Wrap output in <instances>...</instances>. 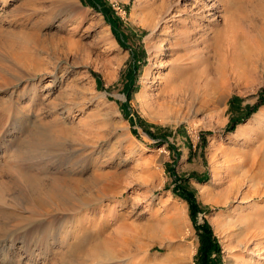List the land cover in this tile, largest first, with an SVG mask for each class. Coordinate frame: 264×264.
<instances>
[{
  "label": "rangeland",
  "instance_id": "374dc122",
  "mask_svg": "<svg viewBox=\"0 0 264 264\" xmlns=\"http://www.w3.org/2000/svg\"><path fill=\"white\" fill-rule=\"evenodd\" d=\"M62 1L71 2L0 0V104L3 103L0 105V247L12 234L10 231L18 229L17 234L24 235L25 230L44 226L45 220L54 218L57 213L67 214L71 210L69 203L75 202L78 207L71 216L72 223L67 225L71 228L67 245L56 255L50 253L43 261L42 251L35 247L36 239L32 238V254L21 249L12 255L1 248L3 260L0 264H98L99 259H95L97 256L91 251H96L97 247L102 249L99 244L105 237L123 234L116 229L121 220L112 221L114 214L130 224V229L126 227L136 245L131 248L136 256L145 254L142 264H196L198 230L195 225L202 222L208 224L218 244V253L211 254L216 264H234L238 249L236 229L228 221L225 184L220 178V163L224 158L221 152L224 150L229 156L236 180L241 183L242 179L243 192L249 190L252 183L261 181L264 103L250 109L259 97L264 101V0H221L222 14L230 18L232 26L228 30L237 31L235 42H227L222 35V48L210 58L206 69L210 86H203L202 80L195 89L196 83H193L191 89L196 92L191 93L190 89L189 94L168 108L147 105L153 98L152 80L159 64L148 60L147 46L156 45L158 41L152 38L147 43V26L152 11L159 7L161 0H100L102 8L116 20V34L124 37V44L114 37L98 8L85 0H77L75 9L79 12L73 20L57 26L61 20L57 10ZM194 1L188 0L187 11ZM183 3L179 2L177 9H182ZM201 10L200 15H205L206 10ZM181 17L185 16H180L179 20ZM177 28L181 29L180 26ZM176 55L180 54L175 49L167 50L158 59L165 65ZM55 62L57 81L51 80L48 74ZM201 68L196 70V75ZM9 71L25 73L30 87L24 83L13 89V80L6 73ZM167 71L164 68L163 73ZM47 83L50 86L45 89ZM32 87L38 92L31 104L23 96ZM203 88L205 91L210 89L205 92ZM11 91L12 99L16 100L11 106L15 107L19 119L7 115L3 109L5 105L7 107ZM21 93L19 99L17 95ZM101 93L110 101L107 105L111 107L112 102L116 103L121 115L113 120L109 129L98 127L92 119ZM68 99H81L82 106L65 117V114H59L58 108ZM260 111L263 113L259 115ZM27 114L30 115L28 120ZM246 123H249L247 134L236 135V130ZM20 130L24 133L20 134ZM80 131L86 142H94L100 148L95 167L89 165L91 173L74 175L78 176V184L58 180L52 169L69 151L70 143L74 141L70 140L82 137ZM76 134L78 136H73ZM34 136L42 138L44 143L35 144L28 152L30 155L26 153L29 158L21 164L13 160L16 145L26 146L27 140ZM10 142L14 144L12 147ZM118 143L126 148L118 149ZM8 147L11 150L5 152ZM42 158L48 168L46 172L40 170ZM28 168L34 173L27 174ZM95 173L106 177L107 183L121 192V197L116 200L99 197L96 187L90 183ZM175 182L193 193L198 208L193 219L189 216L187 203L173 192ZM23 188L25 196L21 193ZM202 188L208 190L205 200L200 195ZM63 195L67 200L59 198ZM135 198H139L137 203H134ZM171 204L182 206V214L168 210ZM143 206H146L145 211H142ZM110 208L115 210L110 213ZM212 218L218 223L226 221L227 225L220 221L217 225L225 228L218 229V226L216 232ZM175 221L180 225L177 235Z\"/></svg>",
  "mask_w": 264,
  "mask_h": 264
},
{
  "label": "bare ground",
  "instance_id": "6f19581e",
  "mask_svg": "<svg viewBox=\"0 0 264 264\" xmlns=\"http://www.w3.org/2000/svg\"><path fill=\"white\" fill-rule=\"evenodd\" d=\"M210 1L211 0H195L194 3L192 4L191 8L189 9V11H187V9H188L187 4H189L188 0H176V2H173L170 0H168V1L167 0H161L160 1L161 4H159V7H155L156 10L154 8V11H152V13H151L152 19L150 20V22L148 23V26H147L149 28V34L147 36V41L152 39V38H156L158 41L157 42L158 44L156 43V45H151L150 47L147 46V50L149 53V57H148L149 59L148 60L149 61L154 60L155 62L158 61L159 64H157L158 65L157 74L154 75V78L152 80V84L154 87V93H153V96L152 95L151 96L153 98L149 101V103H147V101H146V103L149 107H151V106L156 107L157 106V107H162V108H166V107L168 108V106L170 107V106L174 105V103L176 104V102L180 101L184 97V95L190 93V89L193 88V87H191V85L193 83H196L194 85L196 86L195 89H197V86H200L199 84H202V83H200V81L203 80V86L205 85V87H206L208 84V80L210 81V79L207 75V71H206V69H208L207 65L209 64L210 58L214 54H216L217 51H219L218 50L219 48H222L221 44H220V43H222V41H220V37L222 35H224L225 37L224 36L223 37L227 40V42L228 41H229V43L233 42L234 37L236 36L235 33H237V31L234 33L232 30H228L232 26H230L231 24L229 23L230 18L228 19L227 17H225V15L222 14V11H221L222 5H220V3L222 1L221 0H214L211 3H210ZM179 2L180 3L184 2L182 4L183 10L177 9V8H180ZM157 3H159V2H157ZM77 4H78L77 0H71V2H69V3L68 2L63 3V1L61 2V7L57 10V13H58L57 15H59L61 17V20L57 24V26H60V25L63 26L66 24L67 21L73 20L75 18V16L79 12L78 9H75V8H77ZM151 7H152V5H151ZM201 9L206 10L205 15H203V14H202V16L200 15ZM180 10H182V11H180ZM180 16H185L184 18L181 17L182 21L179 20ZM209 17H212V18L210 19ZM177 26H180L181 29L177 30L178 29ZM234 30H236V29H234ZM238 33H239V30H238ZM240 34H241V32H240ZM106 38L109 41L110 36L107 35ZM147 43H149V41ZM223 43H225V41ZM173 49L178 51L180 55L179 56L176 55L177 57L175 56V59L173 58L174 60H172L171 62H169L165 65H164V63L161 64L160 59H158V58L165 55L167 50H173ZM56 63L57 62H55V65H53V67L48 71V74L52 78L51 80H54V81L57 78V76L54 73L55 72L54 70L56 68ZM200 66H202L203 69L201 68L202 71L200 70L201 72H199V74L196 75V70H198L200 68ZM164 68L168 69V71L166 73H163ZM8 69H9V67H8ZM6 73L13 80V82H12L13 83V87H12L13 89L14 88L16 89V87H18L19 84L21 85L24 83L27 84V87H30V84H29L30 80H29L28 76L24 75L25 73H23V72L17 73L15 71H13V72L9 71ZM28 75H29V73H28ZM3 78H2V81H3ZM4 80H6V79H4ZM210 83H211V81H210ZM208 85L210 86V84H208ZM49 86H50V84L47 83V85L44 88L47 89ZM195 89H194V91H195ZM209 89L206 88V91H208ZM22 91L24 92V90H22ZM192 91H191V93H194V91L193 92ZM204 91H205V89H204ZM37 92L38 91L36 90L35 87L29 88V90L26 91V93L24 94L25 96H23V97H26L27 100H29V102L32 104L35 102V98H36L35 96H36ZM12 95H13V92L11 91V93L8 94V98H7L8 103H6L7 107H5L6 106L5 105L3 107V109L7 112V115L9 114V115H12L13 118L17 117L19 119L20 117L17 116V112L15 110V107L11 106L13 103V100H14V99H12L13 98ZM21 95H22V93L20 95H17L19 97V99H21ZM67 97H68V95H67ZM98 98H99V102H98L99 105L95 108V110L92 114L93 115L92 119H93L94 123L99 124L98 127H102L103 129H109L111 124L113 123V120L120 118V116H121L120 112H119L115 102L111 103L112 104L111 107L109 105H107V102H110V101L106 98L104 93L99 94ZM81 99L83 101V98H81ZM81 99L80 100H69V99L66 100L64 103H62L61 107L58 108V110H60L59 114L60 115L65 114V117L69 116L71 114V112H73L74 109H78V108H80V106H82L81 105L82 104ZM14 101H16V100H14ZM0 105L3 106V103H1ZM21 108L23 109V106H21ZM106 108H108V109H106ZM171 110H169V111H171ZM261 113H263V111H260L259 115ZM18 115H19V112H18ZM29 117H30V115L27 114L26 120H28ZM249 123H246L241 128H238L236 130V135H240V134L246 135L247 134L246 127H247V124H249ZM69 129L71 130V128H69ZM72 129H74V128H72ZM24 130H20L19 131L20 134H23ZM76 130L77 129H75V131ZM68 132H70V131H68ZM80 132L82 134V137L80 136V138H76V139H73L72 137H70V138H72L70 141H72V140H74V141H72L70 143V148H69V151L67 152V154L63 155L61 157L60 163L57 166L55 165L56 167L52 169V173H53L54 178H56L58 180L66 179L68 182L71 181L70 183L78 184L80 182L79 179L77 178L78 176L74 177V175L86 174L88 171H90L89 165H92V167L93 166L95 167V164H96L95 158H96L97 154L99 153L100 148L98 146H96L94 142L93 143H91V142L89 143V141L86 142V139L83 137L84 133H82V131H80ZM71 133L75 134L76 132L74 133L71 131ZM69 135H71V134H69ZM73 136H78V135L76 134ZM31 137L27 140L28 145H26V146H25V144L24 145L22 144L21 146H20V144H19V146H17L18 144L17 145L15 144L16 149H15L14 156H12L13 160H15L19 163L20 162L22 163V161H24L26 158L27 159L29 158V156H27L26 153H28L30 151V149L32 150V148L35 147V144L40 145V144L44 143L42 138H36L34 136V138L32 139ZM9 145L12 147L14 144H12V142H10ZM117 147H118V149L119 148L120 149L126 148L125 146L121 145L120 143H118ZM9 150H11V148L8 147L7 149H5V152L9 151ZM220 151H221V149H220ZM218 152H219V150H218ZM221 154H223L224 158L222 157L223 163L222 162L220 163L221 164L220 170H221V174H222V177H220V178L223 181V183L225 184L224 194H225V205L228 206V212H227L228 216H229L228 221L230 223L229 225H232L236 229V230H234L235 236H236V243L235 244H237L236 246L238 249H237L235 263L234 262L233 263L234 264H259V262L262 261L261 264H264V249H263V247H264V200L262 201V199L264 198V171L261 173V177H259V178H261L260 179L261 181H257V182L255 181L256 183H254V184L252 183L251 185H249V187H250L249 190H247L246 192H243L241 190V187L244 183L241 185L242 179L240 180L241 183H239V181L236 180V178L233 176V174L231 172L232 168H231V163H230L231 160L229 159V156H227V153L224 150L221 152ZM30 159H31V157H30ZM26 162H27V160H26ZM28 162H32V161H28ZM40 164H41L40 170H45V172H46L48 170V168L46 167V163H45V160L43 158H42V161H40ZM232 165H233V163H232ZM17 166H19V165H17ZM14 167H16V166H14ZM37 169H38V167H37ZM26 171H27V174H30V172H32L31 174L34 173L33 169H30V168H28ZM95 171L98 172L96 169H95ZM35 173H36V171H35ZM90 173H91V171H90ZM212 173L215 175V171H212ZM49 174H51V173H49ZM49 174L47 173V175H49ZM92 175L93 176L91 177L90 183L94 187H96V191L99 194V197H104L107 199L111 198V199H115V200L119 199L121 197V192L117 191V189H114L111 184H108L107 180L105 179L106 177H104L103 175L97 176L96 173L92 174ZM236 175H237V173H236ZM103 178L105 179V181L103 180ZM86 180H87V178H86ZM63 181H65V180H63ZM63 184H64V182H63ZM63 184L61 183V185H63ZM65 185H66V183H65ZM19 189H20V187H19ZM207 192H208V190L206 191L203 188L200 189V195L203 197V199L205 198L206 195H208ZM21 193L24 196L26 195L24 188L21 189ZM220 194H219V196H220ZM59 198H61L63 200H67L66 195H63ZM96 198H97V196L95 197V199ZM138 199L139 198H135L134 203H137ZM256 199H260L259 200L260 202L255 201ZM125 201L120 203V206H122ZM220 203H221V201H220ZM69 204L71 206L70 207L71 210H69V212L67 214L62 215V213H60V214L57 213L56 216H53L54 218L45 220V225L42 227L40 226L39 228L32 230V231L25 230L24 235H18L17 231H16L18 229L10 231L9 234L10 233H12V234L9 235L8 239H5L2 242V245H1L2 247H0V249L1 248L4 249L7 253L9 251V253L12 255H13V253H17V251L18 250L20 251L21 249H23L25 252H29V253L31 251L30 254H32L33 253V250H31V247L33 245L32 244V242H33L32 238H34V239H36L35 241L37 244L35 247L39 248V250L42 251V253H40V254L42 255L43 261H46L47 257L49 258L50 253H52L51 255H54V254L56 255V253L60 252L67 245V240H68L67 238L69 237V235H70L69 231L71 230V228L69 229V227L67 225L69 222L72 223L73 218H71V216L73 217V211H75L74 209L78 207L77 203H75V202H71ZM222 205H223V203H222ZM146 206L142 207V211L146 210ZM113 209L114 208H110V213L113 212L112 211ZM55 210H58V209H55ZM168 210L172 211V213L176 214V215H181L183 212L182 206L178 207L175 205H172L170 207L168 206ZM38 211H39V209H38ZM43 211H45V210L43 209ZM107 211H108V209H107ZM46 212H47V210H46ZM115 215L116 214H114V218L112 221H114V219H116V222H117V220H121L118 223V225H116L117 226L116 229L119 232L121 231V233H123V234H120L121 236L116 235L113 237H105L104 239L102 238L103 240H101V242L99 244V246H101V245L103 246L102 249H101V247L100 248L97 247L98 250H97V248L94 249L96 251H91L92 254L94 252V256H97V258H95V259H99V262L97 261L98 264H140V263L142 264V261H144V259H145V254H141L140 256H136L137 254L134 255L133 254L134 251H132L133 249L131 248V246H136V245H133L134 237L129 232L130 224H128L126 222L127 220L123 219L122 216H120V215L115 216ZM42 216H43V214H42ZM46 216H49V215H46ZM178 221L180 222V220H178ZM211 221H212L211 222L212 225L215 224L213 227H214L216 232L218 231L217 227L220 225L219 223H221L220 221H222V223L224 222L223 224H225V222H226V221L220 220L218 223L217 219L213 220V218ZM217 224H219V225H217ZM225 225H227V224H225ZM126 226H128L129 229ZM179 226H180L179 223L177 221H175V224H174L175 229L174 230H176V232H178V230L180 229ZM220 227H222V229L225 228L222 225V226H219L218 229H221ZM119 229H121V230H119ZM122 229H123V232H122ZM127 229H128V232H127ZM118 231H116L115 234L118 233ZM179 233L180 232L176 233V235ZM218 234H219V232H218ZM171 237H173V236H171ZM3 239H4V236H3ZM136 243L138 244V241ZM162 247L168 248L167 246H164V245ZM37 248H35V250ZM15 250H16V252H14ZM137 250L139 252H142L140 249H137ZM0 253H1V251H0ZM91 257H92V259H94L93 256H91ZM95 259H94V261H96ZM2 260L3 259L0 256V261H2ZM27 260H29V259H27ZM186 260H187V257H186ZM16 263H18V262H16ZM92 264H93V262H92Z\"/></svg>",
  "mask_w": 264,
  "mask_h": 264
},
{
  "label": "trees",
  "instance_id": "16d2710c",
  "mask_svg": "<svg viewBox=\"0 0 264 264\" xmlns=\"http://www.w3.org/2000/svg\"><path fill=\"white\" fill-rule=\"evenodd\" d=\"M87 3L91 4L92 6H96L98 11H100L105 19V21L109 24L111 31L116 39L121 44L125 43L124 37L120 33L117 35V29L115 26V19L111 18L109 14L106 12L105 9L102 8L100 4V0H85ZM131 76V73L129 74ZM128 87V84L125 85ZM264 103V101L259 97V99L255 102L251 109H254L256 105ZM173 192L181 197L188 206V212L191 219L194 218V214L197 211V206L195 203V199L193 193L185 188L181 187L178 183H174ZM196 229L198 230V246L195 255V262L196 264H216L214 258L211 257V254H217L219 251L218 244L216 240L212 237L210 228L206 222H202L201 224L195 225Z\"/></svg>",
  "mask_w": 264,
  "mask_h": 264
}]
</instances>
